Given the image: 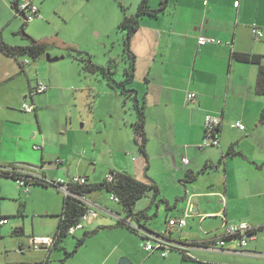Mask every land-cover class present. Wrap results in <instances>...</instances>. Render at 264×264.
<instances>
[{"label":"crops","instance_id":"crops-1","mask_svg":"<svg viewBox=\"0 0 264 264\" xmlns=\"http://www.w3.org/2000/svg\"><path fill=\"white\" fill-rule=\"evenodd\" d=\"M149 16L153 19H141L130 39L135 72L129 87L136 90L145 112V150L140 147L135 127L138 112L134 100L112 87L105 77L99 86L98 98L94 99L105 113L111 111L120 119L121 131L114 143L135 147L143 156L144 163L120 164L119 170L112 171L130 174L158 189L151 188L136 201L134 213L139 216L132 218L162 233L170 218L189 213L186 225L172 229L169 235L178 242L202 241L221 235L225 220L230 224L247 222L256 228L245 248L247 253L234 252L241 249L237 236L233 235L225 238L224 249H195L194 258L176 250L165 256L159 249L148 251L144 247L145 238L135 231L143 239L139 244L146 253L140 264H264V124L259 122L264 96L256 92L259 66L233 56L234 52L264 55V0H169L162 12ZM254 27L261 34L256 35ZM199 36L206 37L208 42L200 45ZM28 64L29 60L23 61V67ZM107 70L113 72L114 68ZM5 76L0 80V133L5 139L13 135L11 131L20 132L15 151L19 159H22L19 155L24 151V142H31L32 149L41 152L39 156L33 153L30 159L24 157L14 165L32 170L45 163L43 170L38 169L43 177L52 180L85 175L89 183L96 184L88 172H81L79 163L70 165L73 154H84L88 147H81L76 139L55 145L42 127V107L35 101L34 95L39 93L35 85L45 82L48 89L44 92H47L51 89L49 83L39 77L32 79L26 72L19 74L15 65L7 68ZM113 77L118 80L114 74ZM28 91L32 101L28 100ZM192 91L197 97L188 101L187 94ZM22 101L34 104V111H25ZM128 110L136 113L132 126L124 121ZM208 113L222 118L219 145L201 147ZM32 114L37 117V125ZM237 122L245 128L241 129ZM11 141L12 138H6L7 147ZM36 145L41 147L35 148ZM28 151L32 152L30 147ZM185 157L189 158L188 164L183 161ZM30 193L32 188L26 194ZM162 201L165 208L161 206ZM117 204L114 207L100 204L108 210L100 212L116 219V223H104V227H115L116 215L126 213ZM150 209L155 212L150 213ZM97 216L88 223L94 222ZM161 218H166L164 223L158 222ZM101 244L105 249L104 243ZM117 249L120 252L117 259H140L136 254V236L134 241H124L122 247L116 244L102 264Z\"/></svg>","mask_w":264,"mask_h":264},{"label":"rangeland","instance_id":"rangeland-1","mask_svg":"<svg viewBox=\"0 0 264 264\" xmlns=\"http://www.w3.org/2000/svg\"><path fill=\"white\" fill-rule=\"evenodd\" d=\"M13 2L16 0H0V30L4 41L13 46H26L38 41L46 43L47 47L38 57L28 53L10 56L0 50V80L6 78L7 68L15 65L19 74L26 72L32 75V79L39 77L49 83L50 90L34 95L35 101L42 107V127L55 145L76 139L81 147H88L84 154H73L70 165L79 163L81 172H88L91 181H104L109 172L119 170L120 164L144 163L139 149L136 151L135 147L114 143L121 131V122L115 113H105L97 102L95 104L94 99L105 78L100 70L95 71L90 67L92 62L106 69L112 67L118 80L124 78V71L130 65V55L125 44L130 27L123 26L122 22L127 17L136 16L143 0H35L41 6L39 13L42 18L40 15V18L31 21H26L16 12ZM148 3L153 8L160 4V0H148ZM141 19L153 18L145 14L140 17V21ZM48 55L64 58L49 61ZM89 57L91 62L88 61ZM26 59L29 64L23 67ZM28 98L32 101L29 91ZM32 116L37 125V117L34 114ZM124 116V121L127 120L132 126L131 122L136 120L134 110H128ZM11 132L13 135L7 136L12 138L9 147L6 145L7 137L4 139L0 133V162H3L0 163V169L2 166L10 167L19 163L24 157L30 159L33 153L37 156L41 153L32 149L31 142H24V151L19 155L22 159L15 157L20 132ZM28 147L32 152L28 151ZM127 150L131 152L130 155ZM44 164L41 167L39 163L40 168L31 171L44 176L40 171L45 168ZM206 177L207 174L204 179ZM31 188L32 193L26 194L13 177L0 176V219L8 217L7 223H0V264L26 261H47L46 264H102L116 244L122 247L124 241H134L136 236L139 249L136 254L140 259L125 258L133 264H140L146 256L139 244L143 240L141 236L118 222L113 228L104 227V223H116V219L103 212L99 213L94 222L82 221V228L76 230L74 235L64 236L53 250L41 246L36 248L32 241L35 236H52L56 233L65 195L51 184L36 182ZM110 196L111 192L106 188L88 194V198L102 206L119 205ZM161 206L165 208V201L161 202ZM149 212L154 213L155 209H150ZM120 215L127 220L131 219L124 212ZM165 220L166 218H161L158 222L164 223ZM101 243H104L105 249H102ZM119 253L117 249L107 263L119 264L122 258L117 259Z\"/></svg>","mask_w":264,"mask_h":264},{"label":"built area","instance_id":"built-area-1","mask_svg":"<svg viewBox=\"0 0 264 264\" xmlns=\"http://www.w3.org/2000/svg\"><path fill=\"white\" fill-rule=\"evenodd\" d=\"M238 3V2H237ZM17 9L16 12L22 16L26 21H31L35 18H39V8L35 4L33 0H24L19 1L16 5ZM253 32L256 35L261 34L259 29L257 27L253 28ZM198 42L200 45H204L208 42V39L204 36H199ZM25 63H28V60H25ZM48 89V85L45 82H37L35 85V90L37 92H44ZM196 97L195 92H189L188 98L190 100H193ZM34 104L30 103H23V109L25 111L32 112L34 111ZM222 123V118L208 113L205 117L204 122V130H205V139L204 143L201 145V147H204L207 144H215L219 145V131L220 126ZM241 129L244 128V125H242L240 122L236 124ZM205 144V145H204ZM41 146L36 145L35 148H40ZM185 164H188L189 158L185 157L183 159ZM20 168H17L15 170L12 167L5 168V171L9 173V175H14L15 180L18 183V185L23 188L24 192L29 193L31 190L32 182H33V176L42 178L48 182H50L51 185L55 186L58 190H60L65 196H70L77 198L81 200L86 206L87 210L86 212L81 216L79 219V222L71 226L69 228V233L74 234L76 230L82 228V221H88L90 218L95 217L100 213V211L108 212V210L104 207H102L99 203L91 200L88 198L86 194L79 193L80 191L78 188L81 185L88 184V179L85 175H72L69 177H58L55 179H48L43 176L36 175L31 171L30 168L24 166V165H18ZM17 173V174H15ZM120 173L119 171H111L109 172L105 179L108 183H116L117 181V174ZM114 183V184H115ZM111 200L114 202L119 203L120 197L116 193L111 192L110 196ZM189 213H186V216L183 217H173L168 220V227L165 229L162 233H157L155 231L150 230L145 225L138 223L137 221H132L131 219L126 220L131 227L135 228L144 238V247L146 250L151 251L155 249L161 250V253L163 256L167 255L169 252L176 250L180 253H182L185 256L194 258V250L195 249H209V250H221L224 249L226 246V240L225 238L230 236H237L238 244L241 250H235L234 252L239 253H247L245 251V248L247 247L249 243V239L251 238V235L253 234L256 227L252 226L251 224L247 222H240L236 224H230L226 220L223 224V233L221 235H215L207 240L202 241H191V242H178L170 237L168 235L171 233L172 229L174 228H182L186 225L187 219ZM118 220L122 219V216L116 215ZM8 222L7 217H3L0 219V223L4 224ZM33 243L35 247H44L49 248L53 247L55 238L53 236H35L33 238Z\"/></svg>","mask_w":264,"mask_h":264},{"label":"trees","instance_id":"trees-1","mask_svg":"<svg viewBox=\"0 0 264 264\" xmlns=\"http://www.w3.org/2000/svg\"><path fill=\"white\" fill-rule=\"evenodd\" d=\"M16 3H17V1L13 4L15 9H17ZM168 3H169V0H160V4H159L158 8H151L149 6L148 0H143L136 16L127 17L122 22L123 26H129L130 27V30L126 34L127 36L125 39V44H126L127 50L129 52V55H130V59H129L130 65L124 71L125 78L123 80H120V81L116 80L113 77L114 72H109V70H107L106 68H104L102 66H98V65L94 64L93 62L90 64V67L93 70H95V71L100 70L101 71L102 76L107 79L108 83L112 87L120 90L128 98L134 100V106L138 112V120L136 122L135 127L137 130L138 136H139L140 147L142 150H145L146 143H147V136H146V131H145L146 118H145L144 109L139 104V101H138V98L136 95V90L132 87H129V84H131L133 82L134 72H135V63H134L135 59H134V54L130 49V39L139 27L140 17L142 15H145V14L156 15V14L162 12L167 7ZM46 47H47L46 43L38 42V41H34L31 45H26V46L10 45L4 41L3 36H2V32L0 30V50L7 55L17 57V56L28 53V54L33 55L34 57H38L43 53V51L45 50ZM233 56L236 60H239L242 62L255 63L259 66L258 77H257V82H256V92L264 96V55L254 54V53H246V52H234ZM88 61L91 62V57H89ZM110 68H112V67H110ZM196 97H197V93H196ZM187 99H188V101L194 100V99L190 100L188 98V94H187ZM259 122L264 124V108H263V110L259 116ZM237 123H239V122H237ZM244 128H245V126H244ZM204 139H205V134H204ZM203 143H204V141H203ZM207 145H215V144H207ZM207 145H205L204 147H206ZM10 167L14 168L15 170H17V168H20L18 165H12ZM5 168H8V167H6V166L1 167L0 176L4 175L7 177H13L15 179V176L9 175V173L7 171H5ZM15 174H17V173H15ZM36 182L39 184H43V185H50V182H48L42 178L33 176V182L32 183L34 184ZM114 183H108V182H106V180L102 181L101 183H96V184H91L88 182V184H86V185L79 186L78 189L80 191H78V192L87 195V193L93 189L106 188L110 192L116 193L120 197L119 203L121 204V206L125 210L127 217L131 218V220L133 221L134 220L132 218L133 216H136V215L139 216V214L134 213L136 201L139 198L143 197L151 188H155L158 191L157 186L153 185L152 183H146V182L140 181V180L136 179L135 177H133L132 175L127 174V173H118L117 174V181L115 184ZM86 210H87V206L81 200L74 198V197H70V196L64 197L63 210H62V213L60 214V220L58 222L57 230H56V233L54 235H52L55 238V242H54L53 247H51V249L54 247H57L60 244V241L62 240V238L64 236L71 234V233H69V228L71 226L76 225L79 222V219L86 212ZM3 217H7V216H3ZM3 217H1V218H3ZM126 220L127 219L122 217V219L118 220V223L125 224L126 226L130 227L131 229H133L134 231H136L138 233V231L135 228L131 227L130 224ZM138 223H141V222H138ZM72 235H74V234H72ZM169 235H168V237H170ZM83 241H84V238L82 239L81 242L83 243ZM78 246H79V244H77V247ZM68 254H71V253L69 252ZM46 263H47V261H26V262H20L18 264H46Z\"/></svg>","mask_w":264,"mask_h":264},{"label":"water","instance_id":"water-1","mask_svg":"<svg viewBox=\"0 0 264 264\" xmlns=\"http://www.w3.org/2000/svg\"><path fill=\"white\" fill-rule=\"evenodd\" d=\"M64 58V56H54V57H51L50 55H48V60L49 61H57L59 59H62ZM119 264H132L131 261L128 259V258H121L120 261H119Z\"/></svg>","mask_w":264,"mask_h":264}]
</instances>
